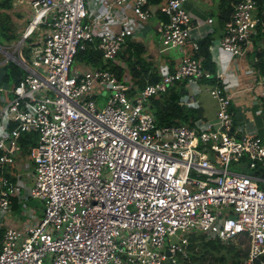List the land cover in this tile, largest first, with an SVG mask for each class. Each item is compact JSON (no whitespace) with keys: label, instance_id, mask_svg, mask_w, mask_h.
<instances>
[{"label":"built area","instance_id":"2783aa9c","mask_svg":"<svg viewBox=\"0 0 264 264\" xmlns=\"http://www.w3.org/2000/svg\"><path fill=\"white\" fill-rule=\"evenodd\" d=\"M185 1L30 0L32 14L15 55L24 75L0 108V166L17 165L15 173L0 174V264H177V253L189 257V236L180 242L169 236L185 231L243 240L241 264H261L264 176L253 171L264 168V138L235 130L229 89L210 88L219 104L216 121L158 125L152 112L151 96L174 81L211 76L201 57L186 54L185 46L197 48L198 41ZM98 6L101 14L94 12ZM156 8L166 15L158 26L160 51L186 54L172 67L161 66L156 81L136 86L127 70L120 78L109 67L74 66L77 52L86 49L116 61L134 25ZM259 21L257 0L234 3L219 42L233 61L252 47ZM37 33L28 59L24 40ZM254 73L264 85V75ZM105 90L110 93L101 103L95 95ZM180 102L195 105L196 94L189 88ZM22 132L36 134L29 185L27 160L19 159ZM13 213L23 225L7 224Z\"/></svg>","mask_w":264,"mask_h":264},{"label":"trees","instance_id":"16d2710c","mask_svg":"<svg viewBox=\"0 0 264 264\" xmlns=\"http://www.w3.org/2000/svg\"><path fill=\"white\" fill-rule=\"evenodd\" d=\"M12 1L13 0H0V35L7 43H12L17 40V35L13 29L11 21L10 10L13 8ZM149 1L152 3H162L167 0ZM231 1H233L234 5V3L239 0H221L220 2L221 12L219 13L218 19L223 25L229 20L233 11ZM257 12L260 17V21L256 26V31L252 34V46L257 47L255 48L256 51H254L256 52V57L259 59V56H262L264 53L263 51H259L258 48L259 44H261L264 39V0H257ZM197 41V48H194L192 44H187L185 48L188 55L201 57L203 69L213 74L212 77H207L204 80L215 83L218 78L215 70V64L210 53L212 35L209 34ZM32 45L33 38H26L24 40L22 50L25 57L28 59L31 56ZM79 57H86L90 65L111 68L118 73L120 78L122 77L124 71L127 70L133 78L136 86H143L146 82H154L159 78L158 70H156L158 65L152 62L150 55L146 54L145 45L139 41L129 40V44L118 52L116 61L107 60L104 62L99 51L90 52V50L87 49L78 51L76 58ZM262 63L263 65H260L261 68L264 66V62ZM256 64L258 65L259 61ZM3 66L4 68H7L8 66L10 67V71L5 73L3 80L5 82L11 81V86L16 84L24 75V70L12 60H8ZM169 66L172 67L171 64ZM185 93L186 90L184 87V81L176 80L168 87L167 91L159 92L151 96V108L158 125H170L174 123H189L194 125L196 121L201 119L203 116L202 108L187 107L179 103L180 98L183 97ZM10 95L11 94L8 90L0 89V108L3 106L5 99L10 97ZM18 140L21 146V155L19 159L21 161L30 159L29 156L31 146H33L36 142L35 132H22L20 133ZM5 166H0V174L3 169H9L14 173L17 171V165L11 164L7 167ZM260 169L261 168H258L255 171L258 173ZM6 175L14 177L10 172H7ZM20 199L21 196L13 197V210L18 208ZM4 229L5 225L2 223V225H0V240ZM243 243L244 242L240 240L238 245H236L233 242L227 243L226 241H220L218 239H207L204 235L192 233L191 236H189V243L187 247L192 253H200L199 256H192L196 259L195 261L212 260V263H214V259L210 257L212 255H209V251H213L220 253V255L216 258L221 262L230 261L231 264H241L242 258H244L247 252L246 248L242 247Z\"/></svg>","mask_w":264,"mask_h":264},{"label":"crops","instance_id":"0c3cea01","mask_svg":"<svg viewBox=\"0 0 264 264\" xmlns=\"http://www.w3.org/2000/svg\"><path fill=\"white\" fill-rule=\"evenodd\" d=\"M206 1L207 0H186L184 2L183 6L185 7V9L190 13V15L193 18V21H192L193 27L191 29V36L194 39L200 40L209 34L212 35V44L210 46V53H211L212 60L214 61V64H215L216 74L218 75L222 71L217 69L216 61L214 58V52H215L216 47L219 46L220 38L223 35L225 26L229 20L227 22H225V24L223 25L218 19L219 13L221 12V7H220L221 0H213L211 7L210 6L205 7ZM231 3L233 5V1H231ZM152 4H154V3H152ZM157 4H159V3H157ZM12 6H13L12 10H10L11 21H12L13 29L16 33V27H19L18 23L21 22V19L25 18V17H29V15H30V12H31L30 0H13ZM257 15H258V12H257ZM210 16L213 18V21L211 23H208L207 19ZM151 17L154 18L156 25H154V26L151 25L150 31L154 28V31L156 33L158 31V26L160 25V23L164 19H166V15L164 13H162L159 8H156V10L147 19H149ZM230 17H231V15H230ZM147 19L145 21H147ZM131 20H132V22L134 21V19H131ZM142 24L136 23L134 25V26H136V27H134L135 33H134L133 37L128 39L127 45L129 44V40L139 41V42L143 43L145 45L146 49H148V51H149V55L151 57L152 62H154L158 65L156 70H159L161 68V66H163V65H170L171 64L172 66H174L179 62L180 59H182V57L184 55L188 54V52L185 54L184 52H182L181 50L178 49L181 56L179 59H177L174 55L162 54L160 51V48L154 49V48L148 47L146 45V43L144 42V38L148 36V34H149L148 29L150 28V26L148 25L147 27H145ZM26 25L22 28V30L19 32V34L16 33L17 40H19L21 38L22 32L25 29ZM197 29H199V30H197ZM32 38H33V45L35 47L37 45L39 38H40V33H37L36 37L34 35ZM13 43L14 42L7 43L8 47H11L13 45ZM260 43H261V41H260ZM0 46H2V45H0ZM158 47H159V45H158ZM255 48H257V47L252 46L251 48H249L244 55L236 57L237 58L236 61L232 60V57L230 54L229 63L226 67L227 70L225 69L223 71L225 73V75L223 77H220V79H223V81H224L225 78H228V79H230V82H231L230 84H228L224 87L229 89V96L231 99L229 107H230V110L233 114L234 128H235V122L237 119L236 118V109L242 110L241 107H239V108L236 107L235 102L238 104H241V103L245 104L246 103V106L249 105L248 110L251 113V116L249 115V113H248V115L250 116V119H253V122H254V129L250 133L258 134L264 138V131H263L264 130V91L261 88V86H264V85L261 83L260 80H257V76H256L257 74L254 73L256 71V72L263 74L264 66H263V68H261L260 66H258L256 64L258 57H256ZM258 48H259V51L264 52V39L262 40V43L259 44ZM151 49H153L155 51L156 55L151 52ZM94 51H96V50H94ZM90 52H93V51L91 50ZM152 57H153V59H152ZM261 59H264V53L261 56ZM104 62H106V61H104ZM4 64L5 63H3V60H2L0 62V66H2V68H4V66H3ZM227 73H229V74H227ZM4 76H5V72H4L3 76L0 78L4 79ZM212 76H213V74L211 73L210 77H212ZM180 80L184 81V87L186 90V93L184 96H187L188 95V89L190 88V90L192 91V87L188 83L187 79H180ZM258 85H261L260 88H258L259 87ZM250 88H252L251 92L248 93L245 97L240 95L243 93L244 90H250ZM0 89L8 90L3 85V83H0ZM184 96L181 97L179 100V103L181 105H184L187 107H195V108L200 107V108H202V106L187 105L185 103H181L180 101L183 100ZM199 120H207L206 115H204V109H203V116ZM198 121H196V122H198ZM209 121H211V120H209ZM196 122L194 123V125L196 124ZM241 123H244V120H242ZM26 160H28V159H26ZM247 172L251 173V171H249V170ZM253 172H255L258 175L261 174L262 176H264V168H261L258 173L256 171H253ZM259 183L261 186H264V179L259 180ZM6 222H7V224L16 225V226L23 225V223L19 220V214H16V213H13L9 218H7ZM0 225H2V224L0 223ZM236 245H238V244H236ZM246 250H247V247H246ZM261 264H264V254L262 255Z\"/></svg>","mask_w":264,"mask_h":264},{"label":"rangeland","instance_id":"374dc122","mask_svg":"<svg viewBox=\"0 0 264 264\" xmlns=\"http://www.w3.org/2000/svg\"><path fill=\"white\" fill-rule=\"evenodd\" d=\"M213 0H207L205 7H211ZM104 10L103 6H98L94 8V12L97 14H101V12ZM31 12L29 17L31 16ZM29 17H25L21 19V22L18 23L19 27H16V33L19 34V32L22 30V28L27 24ZM143 23V24H142ZM138 24H142L143 26L147 27L148 25L150 26V28L148 29L149 34L147 37L144 38V42L146 43V45L148 47L154 48V49H158L161 48V43L159 40V32L157 31L155 33L154 28L150 31L151 29V25H156L154 18H149L147 19V21H139ZM195 30V29H194ZM199 30V29H197ZM0 42L2 46H0V62L4 59H6V56L8 57V60H11V57H9V52H13L15 55L18 54V48L16 47L18 40H16L13 45L11 47H8L7 42L5 41L4 38H2V36L0 35ZM159 45V47H158ZM7 48V49H6ZM32 49V48H31ZM169 51V52H168ZM151 52L155 53V51L153 49H151ZM158 52V51H157ZM162 54L164 55H174L177 59L180 58V52L177 48H171L169 50H164L161 51ZM146 54H149L148 49H146ZM214 58L216 61V66L217 69L220 71H224L229 63V59H230V52L223 49L222 47L218 46L215 49L214 52ZM153 59V57H152ZM14 62H16L15 60H12ZM259 61L258 66L263 65L262 62H264V59H261V55L259 56V59L257 60V62ZM89 62L87 60V58H76L75 62H74V66H77L79 68H84L86 66H89ZM9 72L10 71V67L8 66L7 68H2V66H0V74L3 76L4 72ZM254 71V70H253ZM230 73V72H229ZM227 73V74H229ZM264 74V73H263ZM0 75V77H2ZM206 79L205 77H201V78H196L195 80H190V86L192 87V92L196 94V106H202V108L204 109V115H206L207 120H211V121H216L217 120V110L219 107L218 104V100L217 98L213 97L212 94L210 93V88L214 87L216 85L219 86H226L228 84H230V79L225 78V80L223 81V79H218L217 82L212 83L208 80H204ZM0 83H3V85L8 89V91H10L11 88V81L9 82H5L2 78H0ZM260 88L261 85H258ZM261 88L264 91V86H261ZM250 90H244L242 94V96H246L248 93L251 92ZM110 91L109 90H105V95H95V97L101 102V103H105L107 96L109 95ZM11 94V93H10ZM11 96V95H10ZM236 107L239 108L241 107L242 110L240 109H236V122H235V130L239 133H250L253 129H254V122L253 119H250L251 113L248 110L249 105L246 106V103L243 104H238L236 103ZM249 113V115H248ZM203 115V114H202ZM207 120H199L198 122H196L195 125H197L198 123H202L205 122ZM242 120H244V123H241ZM189 124V123H187ZM192 125V124H190ZM264 131V130H263ZM26 176L25 179L27 180L26 185L31 184V180H32V175H31V170L33 169V161L31 159H28L26 161ZM25 194V192H24ZM30 205L37 203L38 205H42L41 202L37 201V200H30L28 201ZM41 209V208H39ZM39 209H36L34 211V218L38 217V214L41 212ZM184 235H188L191 236V233H189L188 231L185 232H180L178 234H174L169 236V240L172 242H180L181 237ZM240 242V239L238 241H234L235 244H238ZM228 243V242H227ZM168 244V243H167ZM167 244H165V247L167 246ZM225 252V251H222ZM177 255V264H191L193 262H195L196 259H194L192 256H199L200 253H192L191 251H189V257H187L185 260H183L180 255L181 254H176ZM209 255L211 258L214 259V263H212V260H206L205 263L207 264H231L230 261H223L221 262L220 260H218L216 257L220 255V253L217 252H213V251H209ZM207 257V256H206ZM206 259V258H205ZM204 259V260H205Z\"/></svg>","mask_w":264,"mask_h":264},{"label":"water","instance_id":"95a60500","mask_svg":"<svg viewBox=\"0 0 264 264\" xmlns=\"http://www.w3.org/2000/svg\"><path fill=\"white\" fill-rule=\"evenodd\" d=\"M23 38L19 39L18 42H22ZM9 57H11V60H15L16 61V56L13 52H9ZM233 130V127L230 128V131ZM166 252L169 253V251L166 249ZM166 264H173L171 261H165Z\"/></svg>","mask_w":264,"mask_h":264},{"label":"bare ground","instance_id":"6f19581e","mask_svg":"<svg viewBox=\"0 0 264 264\" xmlns=\"http://www.w3.org/2000/svg\"><path fill=\"white\" fill-rule=\"evenodd\" d=\"M29 29H31V26L29 27Z\"/></svg>","mask_w":264,"mask_h":264},{"label":"clouds","instance_id":"9594fccd","mask_svg":"<svg viewBox=\"0 0 264 264\" xmlns=\"http://www.w3.org/2000/svg\"><path fill=\"white\" fill-rule=\"evenodd\" d=\"M234 127V126H233ZM243 241V240H242ZM244 242V241H243Z\"/></svg>","mask_w":264,"mask_h":264}]
</instances>
